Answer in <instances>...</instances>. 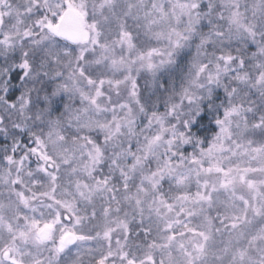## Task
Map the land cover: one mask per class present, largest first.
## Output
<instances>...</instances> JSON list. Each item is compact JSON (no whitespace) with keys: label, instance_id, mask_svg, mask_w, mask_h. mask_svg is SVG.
Masks as SVG:
<instances>
[{"label":"snow or ice","instance_id":"1","mask_svg":"<svg viewBox=\"0 0 264 264\" xmlns=\"http://www.w3.org/2000/svg\"><path fill=\"white\" fill-rule=\"evenodd\" d=\"M0 264H264V0H0Z\"/></svg>","mask_w":264,"mask_h":264}]
</instances>
